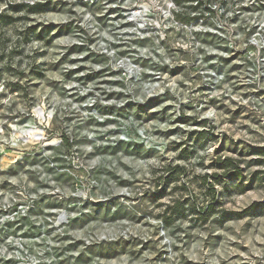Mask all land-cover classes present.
<instances>
[{
    "label": "clouds",
    "instance_id": "1",
    "mask_svg": "<svg viewBox=\"0 0 264 264\" xmlns=\"http://www.w3.org/2000/svg\"><path fill=\"white\" fill-rule=\"evenodd\" d=\"M0 264H264V0H0Z\"/></svg>",
    "mask_w": 264,
    "mask_h": 264
}]
</instances>
